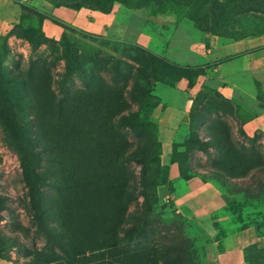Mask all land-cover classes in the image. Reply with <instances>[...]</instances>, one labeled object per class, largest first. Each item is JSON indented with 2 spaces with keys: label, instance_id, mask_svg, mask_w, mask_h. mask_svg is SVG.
Instances as JSON below:
<instances>
[{
  "label": "rangeland",
  "instance_id": "obj_1",
  "mask_svg": "<svg viewBox=\"0 0 264 264\" xmlns=\"http://www.w3.org/2000/svg\"><path fill=\"white\" fill-rule=\"evenodd\" d=\"M263 33L264 0H0V264H83L32 217L22 153L1 115L7 100L40 165L45 141L65 144L64 160L75 143L88 157L78 173L99 175L107 156L106 168L131 185L143 164L125 157L149 156L144 170L160 169L161 216L187 219L181 230L196 241L197 257L264 264V94L249 102L218 70L233 40ZM69 56L78 60L70 73ZM95 214L73 215L71 230L92 239ZM173 225H161L165 240ZM70 244L79 252L74 237Z\"/></svg>",
  "mask_w": 264,
  "mask_h": 264
},
{
  "label": "trees",
  "instance_id": "obj_2",
  "mask_svg": "<svg viewBox=\"0 0 264 264\" xmlns=\"http://www.w3.org/2000/svg\"><path fill=\"white\" fill-rule=\"evenodd\" d=\"M66 33H63V37ZM163 63L170 64L161 59ZM77 58L69 56L67 72H72L78 67ZM171 67L182 70L177 64ZM65 117V112H61ZM13 139L19 147L22 156V167L29 187L30 211L35 223L38 225L50 241L69 258H77L87 264L89 261H98L95 264H207L203 255L197 257L194 252L195 240L187 236L181 230L187 219L181 217L169 220L162 218L161 205H159L156 185L159 183V166L155 167L153 175L147 170L149 156L139 155L134 152L125 157L127 162L136 161L143 164V176L140 180H134L131 185L124 184L122 177L118 180V170L106 168L108 157L101 159L102 171L99 175H93L87 171H79L77 167L83 166L87 161V154L77 152L79 147L74 143L76 153L71 152L65 156V144L61 145L55 141H45L42 152L45 153L44 160L47 163L40 165L41 157L36 156L32 149L34 144L29 145L33 139L27 136V127L23 126L16 116L14 105L7 100L1 112ZM200 144L201 142L197 140ZM60 144V145H59ZM83 144L82 140L78 141ZM63 157V160H62ZM152 162L155 161L151 157ZM118 166V165H117ZM42 167V170L37 168ZM77 174V175H76ZM79 177V178H77ZM111 179L106 186L103 183ZM122 182V183H121ZM44 186L54 190L56 201L49 202L45 197ZM71 195L78 196L81 201L71 203ZM142 196V201L138 197ZM108 201L104 206L103 202ZM135 201L136 209L128 213L130 204ZM53 203V204H52ZM95 209L94 221L97 222L93 238L89 239L78 230H71L70 219L76 214L78 218L84 217L88 211ZM130 215L132 223L126 226L127 216ZM179 219V220H178ZM54 220L57 223L53 225ZM170 222L174 224L175 234L171 239L165 240L162 235L161 225ZM73 234V235H72ZM161 234V235H160ZM160 236L161 240L155 237ZM74 237L78 244L79 252L72 253L70 239ZM203 254V252H202ZM67 257V258H68ZM99 261L101 259H105ZM55 264V260L47 261ZM24 264H41L39 257H33ZM67 264V263H64Z\"/></svg>",
  "mask_w": 264,
  "mask_h": 264
},
{
  "label": "crops",
  "instance_id": "obj_3",
  "mask_svg": "<svg viewBox=\"0 0 264 264\" xmlns=\"http://www.w3.org/2000/svg\"><path fill=\"white\" fill-rule=\"evenodd\" d=\"M228 50L229 58L218 65L220 77L230 80L233 92L248 95L249 102H262L259 94H264V33L233 40ZM257 122L263 123L258 118Z\"/></svg>",
  "mask_w": 264,
  "mask_h": 264
}]
</instances>
